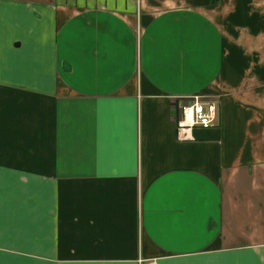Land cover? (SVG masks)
Masks as SVG:
<instances>
[{"label": "crops", "instance_id": "obj_1", "mask_svg": "<svg viewBox=\"0 0 264 264\" xmlns=\"http://www.w3.org/2000/svg\"><path fill=\"white\" fill-rule=\"evenodd\" d=\"M149 260L264 264V0H0V264Z\"/></svg>", "mask_w": 264, "mask_h": 264}, {"label": "built area", "instance_id": "obj_2", "mask_svg": "<svg viewBox=\"0 0 264 264\" xmlns=\"http://www.w3.org/2000/svg\"><path fill=\"white\" fill-rule=\"evenodd\" d=\"M218 123V104L216 100L199 95L179 100V117L177 121L178 137L191 139L195 127L209 128ZM145 264H157L149 260Z\"/></svg>", "mask_w": 264, "mask_h": 264}]
</instances>
